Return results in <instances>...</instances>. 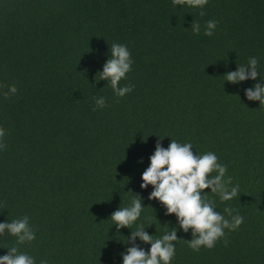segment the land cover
I'll use <instances>...</instances> for the list:
<instances>
[{"label": "trees", "instance_id": "obj_1", "mask_svg": "<svg viewBox=\"0 0 264 264\" xmlns=\"http://www.w3.org/2000/svg\"><path fill=\"white\" fill-rule=\"evenodd\" d=\"M209 20L218 21L211 37ZM113 43L134 61L120 86L135 88L124 97L99 81ZM251 57L256 80H225ZM257 83L264 85V0H209L203 9L172 0H0V85L18 88L8 99L0 88V222L29 217L36 239L19 250L36 264H123L141 224L154 238L176 228L171 264H264V105L245 95ZM160 137L165 148L174 139L214 152L239 184L226 202L205 190L217 211L244 217L225 230L227 246L221 239L193 251L192 230L148 198L151 185L141 188ZM135 194L141 216L117 231L111 214ZM16 240L0 235V256Z\"/></svg>", "mask_w": 264, "mask_h": 264}, {"label": "clouds", "instance_id": "obj_2", "mask_svg": "<svg viewBox=\"0 0 264 264\" xmlns=\"http://www.w3.org/2000/svg\"><path fill=\"white\" fill-rule=\"evenodd\" d=\"M209 0H172L174 6L187 5L192 8L203 9ZM201 17L204 11L199 13ZM218 21L206 22L204 35L213 36ZM191 30L195 34L201 31L198 21H193ZM134 63L131 52L124 44L113 43L110 46V58L99 72V81L106 80L117 97H124L132 92L135 85L120 86L122 79H127V73L132 70ZM259 76L258 59L251 57L246 66L239 65L236 71L227 72L224 77L227 82L239 84L249 79L256 80ZM7 88L2 93L5 99L14 96L18 92L15 84L11 86L0 85ZM245 95L250 101H259L264 105V85L257 83L254 88L245 90ZM97 108L106 107L103 97H93ZM95 110V109H94ZM6 129L0 126V150H6L4 143ZM160 140L157 141L155 152L150 156V165L143 172L141 188L147 189L149 185L153 191L149 195L150 200H158L166 209V215L175 214L179 227L187 233L192 230L193 238L186 240L189 248L199 252L201 247L213 249L217 242L223 239L227 246L229 241L225 230L235 231L244 223V217L231 207L224 208V213L216 210V202L205 193L210 189L212 194L218 195L221 202L230 201L239 195V184L233 186L232 177L226 176L227 165L219 162V157L214 152L197 154L193 152L191 143H179L172 139L170 145L165 148ZM144 206L142 197L135 194L131 205L120 207L111 214V220L117 227L131 228L141 216ZM231 217V219L226 218ZM143 224L131 232L127 242L132 246L122 253L123 264H171L176 254L175 244L178 241L175 227L166 232L160 238H154L145 231ZM9 234L17 238L16 246L7 248V254L0 256V264H36L35 258L27 252H21L19 245L30 243L36 239V230L30 225L27 215L11 222H0V235ZM150 244V250L141 248L136 240ZM40 264H48L47 260H41Z\"/></svg>", "mask_w": 264, "mask_h": 264}]
</instances>
